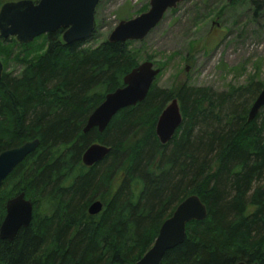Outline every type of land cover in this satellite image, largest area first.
I'll return each mask as SVG.
<instances>
[{"label": "trees", "instance_id": "trees-1", "mask_svg": "<svg viewBox=\"0 0 264 264\" xmlns=\"http://www.w3.org/2000/svg\"><path fill=\"white\" fill-rule=\"evenodd\" d=\"M249 1L258 15L264 0ZM62 33L43 34L37 52V37L0 42V55L22 66L18 76L3 71L0 79V151L40 141L0 188V224L7 200L21 191L34 205L28 227L13 241L0 238V264H135L191 194L207 216L187 223L184 242L161 264H264V106L248 120L262 82L254 74L216 91L154 81L146 98L121 109L102 133L84 132L140 52L130 40L68 44ZM173 98L183 122L163 145L155 125ZM94 142L111 150L90 167L82 155ZM97 199L104 207L92 215Z\"/></svg>", "mask_w": 264, "mask_h": 264}, {"label": "water", "instance_id": "water-1", "mask_svg": "<svg viewBox=\"0 0 264 264\" xmlns=\"http://www.w3.org/2000/svg\"><path fill=\"white\" fill-rule=\"evenodd\" d=\"M100 0H10L0 7V42L15 37L28 43L36 37L63 29L65 43L89 39L95 30V10ZM186 0H150L149 9L128 20H121L110 33L108 40H143L163 20L166 12ZM188 69V67L186 68ZM4 65L0 59V79ZM160 68L150 60L140 62L123 79V86L106 94L104 100L89 115L84 132L97 128L103 132L111 119L123 108L142 102L153 85ZM264 106V86L253 101L248 120L256 117ZM183 122L177 98H173L159 115L155 131L160 142L167 144ZM39 139L0 151V188L6 177L39 146ZM111 147L94 142L84 151L82 161L93 166L102 161ZM104 207L100 199L93 201L88 212L98 214ZM33 202L24 191L9 198L6 213L0 224V238L13 241L21 228L28 227L33 218ZM207 206L197 194L181 201L172 215L161 225L152 247L135 264H161L166 252L180 244L186 237V225L192 220H203ZM235 264H259L239 261Z\"/></svg>", "mask_w": 264, "mask_h": 264}, {"label": "rangeland", "instance_id": "rangeland-1", "mask_svg": "<svg viewBox=\"0 0 264 264\" xmlns=\"http://www.w3.org/2000/svg\"><path fill=\"white\" fill-rule=\"evenodd\" d=\"M149 2L100 0L88 46L108 39L121 20L147 11ZM254 8L249 0H186L168 10L143 40L132 41V47L140 52L139 62L150 60L160 68L155 79L159 87L177 90L187 83L227 91L254 74L264 85V5L258 15ZM43 42L42 35L36 38L34 52ZM0 59L4 71L20 74L22 66L14 56Z\"/></svg>", "mask_w": 264, "mask_h": 264}]
</instances>
